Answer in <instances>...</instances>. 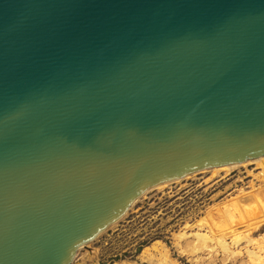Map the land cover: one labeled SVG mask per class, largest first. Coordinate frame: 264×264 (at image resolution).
<instances>
[{
  "label": "water",
  "instance_id": "1",
  "mask_svg": "<svg viewBox=\"0 0 264 264\" xmlns=\"http://www.w3.org/2000/svg\"><path fill=\"white\" fill-rule=\"evenodd\" d=\"M264 156V0H0V264H71L146 191Z\"/></svg>",
  "mask_w": 264,
  "mask_h": 264
},
{
  "label": "rangeland",
  "instance_id": "2",
  "mask_svg": "<svg viewBox=\"0 0 264 264\" xmlns=\"http://www.w3.org/2000/svg\"><path fill=\"white\" fill-rule=\"evenodd\" d=\"M263 168L204 169L151 188L71 264H264Z\"/></svg>",
  "mask_w": 264,
  "mask_h": 264
},
{
  "label": "bare ground",
  "instance_id": "3",
  "mask_svg": "<svg viewBox=\"0 0 264 264\" xmlns=\"http://www.w3.org/2000/svg\"><path fill=\"white\" fill-rule=\"evenodd\" d=\"M264 156H261V157H258V158H255V159H251V160H248L246 162H242V163H237V164H230V165H221V166H216V167H212V168H208L209 171L213 172V174H216V173H219V172H227L239 165H245L246 163H254L255 165L257 166H261V167H264ZM264 169V168H263ZM207 170V169H206ZM205 170V171H206ZM199 172V171H198ZM263 177H264V173L262 174ZM188 177V176H187ZM165 184V183H164ZM164 184H161L159 186H156V187H162V185ZM155 187V188H156ZM243 205V204H242ZM263 207H264V204H262ZM245 206V205H244ZM184 234V233H183ZM199 235V234H198ZM180 236V235H179ZM183 236V235H182ZM201 236V235H200ZM200 236H198L197 238H199ZM201 238V237H200ZM235 238V237H234ZM233 238V239H234ZM235 242V241H234ZM160 246V245H159ZM89 247V246H88ZM155 248V247H154ZM148 250V249H147ZM146 253V252H145ZM146 255V254H145ZM167 255V254H166ZM165 255V256H166ZM160 256V255H159ZM145 257V256H144ZM165 260V259H164Z\"/></svg>",
  "mask_w": 264,
  "mask_h": 264
}]
</instances>
